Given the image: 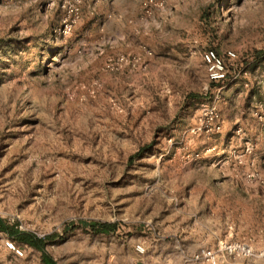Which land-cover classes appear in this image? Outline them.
Segmentation results:
<instances>
[{"label":"rangeland","instance_id":"1","mask_svg":"<svg viewBox=\"0 0 264 264\" xmlns=\"http://www.w3.org/2000/svg\"><path fill=\"white\" fill-rule=\"evenodd\" d=\"M144 3L0 0V264H264V0Z\"/></svg>","mask_w":264,"mask_h":264},{"label":"built area","instance_id":"2","mask_svg":"<svg viewBox=\"0 0 264 264\" xmlns=\"http://www.w3.org/2000/svg\"><path fill=\"white\" fill-rule=\"evenodd\" d=\"M167 0H145L144 3V13L149 15L153 10L162 9ZM226 58L228 60H234L236 55L231 52H226ZM202 62L206 68L207 76L211 82L219 83L226 80V66L223 59L213 50H208L202 55ZM4 246L7 250L12 252L14 255L21 257L23 251H21L11 240H6ZM136 251L143 253V248L141 246L136 247ZM237 253L243 257L251 256V248L246 244H235L227 246L225 244H220L218 250L215 252L213 250H203L200 254L195 256V260H201L206 264H218L219 253L232 254Z\"/></svg>","mask_w":264,"mask_h":264},{"label":"trees","instance_id":"3","mask_svg":"<svg viewBox=\"0 0 264 264\" xmlns=\"http://www.w3.org/2000/svg\"><path fill=\"white\" fill-rule=\"evenodd\" d=\"M115 230V226L109 224H102L97 233L101 234H109ZM0 232H4L7 234L9 239L18 246H26L31 249L43 252L44 247L46 246L47 242L53 240V236L48 237L46 239H38L33 235L22 232L17 229L16 225H11L4 219L0 218ZM43 263L44 264H55L51 261L48 257L43 255Z\"/></svg>","mask_w":264,"mask_h":264}]
</instances>
